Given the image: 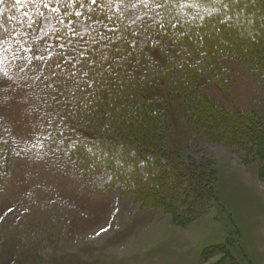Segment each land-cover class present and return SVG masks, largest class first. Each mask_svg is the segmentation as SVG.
Listing matches in <instances>:
<instances>
[{"label":"trees","instance_id":"1","mask_svg":"<svg viewBox=\"0 0 264 264\" xmlns=\"http://www.w3.org/2000/svg\"><path fill=\"white\" fill-rule=\"evenodd\" d=\"M151 2L154 17L144 18L146 39L140 45L109 0H0V46L9 47L19 86L25 85L41 108L51 142L46 151L66 152L83 178L107 171L121 196L190 222L205 193L189 176L190 164L181 168L164 147L170 116L154 90L167 87L170 97L184 103L187 120L207 136L251 147L254 151H247L262 163L258 174L264 179L261 119L252 111L219 105L205 89L206 83L228 87L229 72L222 64L227 57L264 82V0ZM45 9L57 29L50 39L34 38ZM245 10L260 12L259 18L247 17L255 31L252 41L242 47L223 40L225 27L242 28L236 17ZM77 17L88 24L91 39L76 34ZM210 23L220 38L204 33ZM12 153L0 126V190Z\"/></svg>","mask_w":264,"mask_h":264},{"label":"rangeland","instance_id":"2","mask_svg":"<svg viewBox=\"0 0 264 264\" xmlns=\"http://www.w3.org/2000/svg\"><path fill=\"white\" fill-rule=\"evenodd\" d=\"M151 1L157 0H109L140 45L144 18L154 17ZM248 14L260 17L245 10L236 17L242 28L225 27L223 40L242 47L252 41ZM56 23L49 9L42 11L34 38H52ZM73 29L78 37L93 36L81 17ZM203 30L220 38L211 23ZM13 63L9 47L0 46V126L13 144L0 190V264H264V179L258 174L262 163L247 151L251 147L207 136L187 120L184 103L170 97L167 87L154 90L170 116L164 147L181 168L190 164L189 176L205 193L195 218L178 222L160 208L121 196L107 171L83 178L66 152L46 151L51 142L41 108L19 86ZM222 64L228 87L206 83V92L229 110L252 111L264 127L263 80L232 58Z\"/></svg>","mask_w":264,"mask_h":264},{"label":"snow or ice","instance_id":"3","mask_svg":"<svg viewBox=\"0 0 264 264\" xmlns=\"http://www.w3.org/2000/svg\"><path fill=\"white\" fill-rule=\"evenodd\" d=\"M17 2H19V0H17ZM95 2V0H93V3ZM161 5H157V7H160ZM173 27H174V25H173ZM102 231H104V229H102Z\"/></svg>","mask_w":264,"mask_h":264}]
</instances>
